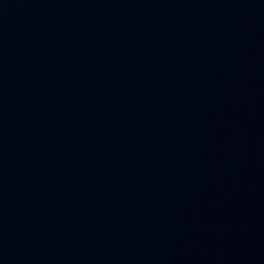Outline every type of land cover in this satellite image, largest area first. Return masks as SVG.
<instances>
[{
    "label": "water",
    "instance_id": "water-1",
    "mask_svg": "<svg viewBox=\"0 0 264 264\" xmlns=\"http://www.w3.org/2000/svg\"><path fill=\"white\" fill-rule=\"evenodd\" d=\"M264 175V0H0V225Z\"/></svg>",
    "mask_w": 264,
    "mask_h": 264
}]
</instances>
